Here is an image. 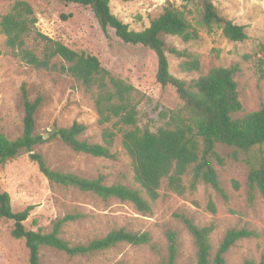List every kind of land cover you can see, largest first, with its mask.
<instances>
[{
	"label": "rangeland",
	"instance_id": "1",
	"mask_svg": "<svg viewBox=\"0 0 264 264\" xmlns=\"http://www.w3.org/2000/svg\"><path fill=\"white\" fill-rule=\"evenodd\" d=\"M17 1L32 5L39 32L72 50L97 57L113 76L142 92L139 105V126L142 129L156 131L164 124L160 118L162 110L177 111L183 107L184 102L174 88L162 87L157 82L155 54L141 45L124 43L113 29H109L107 36L90 7L55 0H0V20ZM169 2L180 9L193 11L191 21L199 31V37L184 42L176 36H164L168 49L187 50L201 62L200 71L184 72L180 67L182 59L168 52L170 72L191 83L214 67L230 68L238 64L235 80L243 111L233 117L263 108L264 80L260 77L258 64L263 54L264 0H213L222 16L245 27L248 38L243 42L230 41L216 27L212 31L205 28L201 23V7L196 0H114L110 5L113 14L131 30L143 31L164 12ZM62 15L68 18L64 20ZM5 41L6 37L0 31V132L9 140L23 135L22 86L26 84L30 101L38 96L43 98L35 115V131L46 138L33 149L44 156L51 169L91 180L103 177L106 185L140 188L134 180L131 159L122 145V133H118L112 148L114 158L76 152L52 135L55 126L68 128L78 122L87 128L80 136L81 140L91 144L103 143L102 127L93 100L96 90L89 92L63 70L65 63L60 58L53 59L50 69H37L14 56ZM27 47L38 55L43 50L34 35L27 38ZM216 150L225 158L224 165L215 162L214 166L227 198L203 181H199L195 190L178 195L169 189L166 178L159 190L160 198L151 205L150 212L142 213L131 202L104 199L93 192L50 182L27 152L0 164V191L10 194L15 212L34 206L25 222L28 230L50 233L58 220L79 214V218L64 224L60 234L72 247L88 245L121 229L132 233L147 232L151 236L149 244L121 242L89 254L70 255L43 246L40 249L43 264H162L169 255L168 231L178 235L177 264H198L197 244L180 216L189 217L201 228L214 225L210 236V264L227 232L232 229L253 231L258 236L238 240L225 254L226 264H244L249 260L260 264L264 255V199L259 191H254L253 200L250 199L248 176L251 164L243 151H237L238 159H235L233 147L219 144ZM263 151L264 148L253 150L251 159L255 165L259 164ZM191 180L192 170H189L184 176L188 188ZM235 183L239 184V189ZM210 200L217 208L215 214L208 209ZM12 228L13 222L0 219V264H29L25 241L15 239L11 235Z\"/></svg>",
	"mask_w": 264,
	"mask_h": 264
},
{
	"label": "trees",
	"instance_id": "2",
	"mask_svg": "<svg viewBox=\"0 0 264 264\" xmlns=\"http://www.w3.org/2000/svg\"><path fill=\"white\" fill-rule=\"evenodd\" d=\"M55 1L90 7L107 36L109 29H113L124 43L141 45L151 50L157 58V82L162 87L174 88L184 105L177 111L162 110L160 118L164 124L156 131L142 129L139 126L142 92L127 81L113 76L103 68L97 57L72 50L39 32L36 28L38 19L32 5L26 1H17L0 20V31L5 35L6 46L14 56L37 69H50L53 59L60 58L65 63L62 65L63 70L81 82L89 92L93 93V90H96L93 100L98 122L102 127L103 143L91 144L81 140L80 136L87 128L78 122L68 128L55 126L52 135L76 152L114 158L112 148L118 133H122V145L131 159L134 180L140 188L122 184L106 185L103 177L91 180L51 169L44 156L33 149L45 141V136L35 131V115L43 103V98L38 96L34 101H30L26 84L22 86L25 108L24 133L16 140H9L0 132V164L16 158L21 152H27L50 182L93 192L104 199L118 198L131 202L140 212L147 213L151 211V205L160 198L159 190L166 178L169 189L178 195L195 190L199 181H203L227 198L214 166L215 162L225 164V158L216 150L217 145L223 144L235 148L233 153L235 159H238L237 151L247 154V161L251 164L248 176L250 199L253 200L254 191H259L264 199V151L258 165L251 159L253 150L264 148V107L238 118L233 117L243 111L235 80L239 65L230 68L214 67L191 83L175 77L170 72L168 52L182 59L180 67L184 72L201 70V62L197 56L187 50L168 49L164 40V36H176L184 42H189L199 37V31L194 28L191 21L192 10L180 9L169 2L164 12L154 19L149 27L143 31H135L113 14L110 4L114 0ZM196 2L202 11L201 23L209 31L216 27L227 39L234 42H243L248 38L245 27L222 16L213 0ZM62 18L66 20L68 16L62 15ZM32 35L43 45L40 55L27 47V38ZM261 48L263 54L258 67L260 77L264 80V42ZM189 170H192V180L188 188L184 184V176ZM236 188L239 189L238 183ZM33 209L34 206H28L23 211L15 212L10 194L0 191V219L13 222L11 235L17 240L25 241L29 251V264H43L40 258V249L43 246L77 255L106 250L121 242L133 245L151 242V236L147 232L132 233L121 229L112 231L104 238L94 240L88 245L72 247L60 237V234L64 224L79 218V214L65 216L54 224L50 233H43L42 230H28L25 226ZM208 209L213 214L217 212L213 200H210ZM180 217L197 244L198 264H210L212 250L210 236L214 231V225L201 228L189 217ZM251 236L258 234L245 229L229 230L212 264H226L225 254L230 248L238 240ZM167 238L169 255L162 264H177L178 235L168 231ZM244 264L254 262L249 260ZM260 264H264V255Z\"/></svg>",
	"mask_w": 264,
	"mask_h": 264
},
{
	"label": "water",
	"instance_id": "3",
	"mask_svg": "<svg viewBox=\"0 0 264 264\" xmlns=\"http://www.w3.org/2000/svg\"><path fill=\"white\" fill-rule=\"evenodd\" d=\"M46 138V137H45Z\"/></svg>",
	"mask_w": 264,
	"mask_h": 264
}]
</instances>
